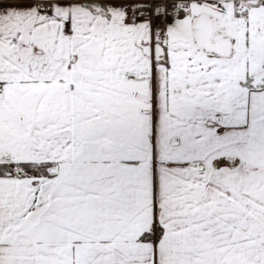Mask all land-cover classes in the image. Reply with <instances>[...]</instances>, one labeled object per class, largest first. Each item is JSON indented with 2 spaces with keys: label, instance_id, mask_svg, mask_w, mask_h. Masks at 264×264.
<instances>
[{
  "label": "snow or ice",
  "instance_id": "snow-or-ice-1",
  "mask_svg": "<svg viewBox=\"0 0 264 264\" xmlns=\"http://www.w3.org/2000/svg\"><path fill=\"white\" fill-rule=\"evenodd\" d=\"M0 264H264V0H0Z\"/></svg>",
  "mask_w": 264,
  "mask_h": 264
}]
</instances>
